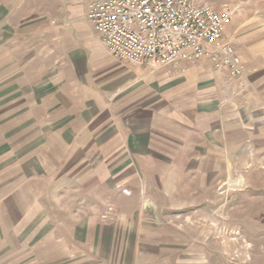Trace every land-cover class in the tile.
<instances>
[{"label":"rangeland","instance_id":"374dc122","mask_svg":"<svg viewBox=\"0 0 264 264\" xmlns=\"http://www.w3.org/2000/svg\"><path fill=\"white\" fill-rule=\"evenodd\" d=\"M29 1L0 0V264H264V115L254 159L204 181L198 195L184 194L187 183L181 196L157 198L158 210L145 206L150 198L111 197L108 180L68 179L95 170L47 132L56 125L44 111L35 130L31 102L17 92L30 80L45 85L62 47L81 43L72 30L78 5ZM193 1L231 10L227 41L251 68L264 67V0ZM29 12L36 21H23ZM259 89L264 101V82ZM137 254L148 258L130 260Z\"/></svg>","mask_w":264,"mask_h":264},{"label":"crops","instance_id":"0c3cea01","mask_svg":"<svg viewBox=\"0 0 264 264\" xmlns=\"http://www.w3.org/2000/svg\"><path fill=\"white\" fill-rule=\"evenodd\" d=\"M70 1L78 5L72 30L81 43L62 47L61 63L55 62L61 66L45 85L30 80L17 92V99L31 102L35 130L38 110L44 111L56 125H46L47 132L60 133V147L75 151L79 165L95 170L68 179L108 180L111 197L150 198L145 203L150 211L158 210L157 198L181 196L187 183L192 188L184 194L198 195L196 190L208 188L204 181L219 173L227 179L230 165L254 159L251 150L260 147L264 115L257 92L264 82L261 63L251 68L247 54L236 48L247 74L234 78L210 60L186 62L178 70L120 60L86 28V0ZM29 2L17 0V5ZM26 14L23 21L37 20ZM226 39L233 43L227 34ZM137 255L130 260L148 258Z\"/></svg>","mask_w":264,"mask_h":264},{"label":"built area","instance_id":"2783aa9c","mask_svg":"<svg viewBox=\"0 0 264 264\" xmlns=\"http://www.w3.org/2000/svg\"><path fill=\"white\" fill-rule=\"evenodd\" d=\"M87 19L117 59L154 69L178 70L183 63L210 60L231 77L245 64L227 41L229 9L215 10L193 0H86Z\"/></svg>","mask_w":264,"mask_h":264}]
</instances>
